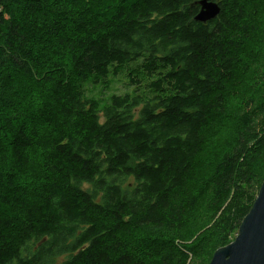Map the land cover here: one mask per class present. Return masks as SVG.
Wrapping results in <instances>:
<instances>
[{
    "label": "trees",
    "instance_id": "16d2710c",
    "mask_svg": "<svg viewBox=\"0 0 264 264\" xmlns=\"http://www.w3.org/2000/svg\"><path fill=\"white\" fill-rule=\"evenodd\" d=\"M199 1L0 0V264H209L234 240L264 181V0L207 23Z\"/></svg>",
    "mask_w": 264,
    "mask_h": 264
},
{
    "label": "water",
    "instance_id": "95a60500",
    "mask_svg": "<svg viewBox=\"0 0 264 264\" xmlns=\"http://www.w3.org/2000/svg\"><path fill=\"white\" fill-rule=\"evenodd\" d=\"M195 20L207 23L221 12L217 0H200ZM209 264H264V181L233 241L219 247Z\"/></svg>",
    "mask_w": 264,
    "mask_h": 264
},
{
    "label": "rangeland",
    "instance_id": "374dc122",
    "mask_svg": "<svg viewBox=\"0 0 264 264\" xmlns=\"http://www.w3.org/2000/svg\"><path fill=\"white\" fill-rule=\"evenodd\" d=\"M73 29V28H72ZM71 32V26H70V30L68 31L67 34H69ZM71 34V33H70ZM259 35L263 36L264 35V29H261L259 31ZM259 40H261V37L259 38ZM244 64L246 62V60H243ZM250 68H252L251 66H249ZM245 69V66L243 67ZM245 70V77H249L251 75V69ZM242 72H244L241 69ZM123 78H120V80H122ZM256 80V79H255ZM254 80V81H255ZM124 83V80H123ZM255 83V82H254ZM116 86L119 85V83L117 82L115 84ZM130 89L132 90L133 88L130 87ZM125 90V85L124 87L121 88V90L119 92L123 93L122 91ZM236 94V102L233 106L234 111H239V109H235L236 105H239L240 101L245 98V96L243 95L242 92H235ZM21 100H23L21 98ZM23 108V106H22ZM36 123H30V126H34ZM37 130H51L52 134H56L57 132L53 129H51L48 125H42V124H37L35 125ZM237 129L238 126L236 124H234L233 120L229 117L226 118H220L218 121H215L212 125H210L209 127L206 128V132H205V136H206V143H207V156L204 158L203 160V164H205L210 158L212 159H218L222 157V155L224 154L223 152L227 150V148L229 146L232 145L233 142V138L237 135ZM234 136V137H233ZM33 157V162H38L40 157H39V153H36L35 155L31 156ZM128 183L126 182L125 186ZM209 197L208 196H204L201 198L198 206L196 207V209L193 211L194 214H196V218H194V216H190L189 221L194 225L193 227H195V229L197 230H204V228L207 226V219H208V215H210L212 213V208L209 207L207 205V201H208ZM203 213V214H202ZM190 214H192L191 210H190ZM200 214H202L200 216ZM214 252H212V257H213ZM211 257V258H212ZM191 264H208V259H206V257H198L196 259L193 260V262Z\"/></svg>",
    "mask_w": 264,
    "mask_h": 264
}]
</instances>
